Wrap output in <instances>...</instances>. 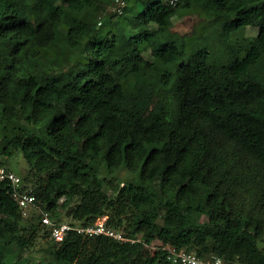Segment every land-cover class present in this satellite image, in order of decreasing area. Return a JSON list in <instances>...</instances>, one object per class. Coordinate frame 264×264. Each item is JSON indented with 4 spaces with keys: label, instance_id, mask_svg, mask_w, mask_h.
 Wrapping results in <instances>:
<instances>
[{
    "label": "trees",
    "instance_id": "1",
    "mask_svg": "<svg viewBox=\"0 0 264 264\" xmlns=\"http://www.w3.org/2000/svg\"><path fill=\"white\" fill-rule=\"evenodd\" d=\"M113 1L0 0V155L35 197L23 215L0 180V264H264V0ZM60 208L127 240L51 238Z\"/></svg>",
    "mask_w": 264,
    "mask_h": 264
},
{
    "label": "built area",
    "instance_id": "2",
    "mask_svg": "<svg viewBox=\"0 0 264 264\" xmlns=\"http://www.w3.org/2000/svg\"><path fill=\"white\" fill-rule=\"evenodd\" d=\"M170 2H174L171 0ZM125 6V0H114L108 7L109 11L121 13ZM100 23V21L98 22ZM0 180H7L12 196L17 202L23 215H26L30 209L35 207V197L21 189V177L14 170L0 163ZM40 211V223L49 228L51 238L61 240L65 234L74 230L81 233L83 237H93L97 235H106L118 241H125L122 229H117L109 226L106 222L107 217L101 216L92 224L82 226L80 224L66 222L62 220H54L50 217L47 211ZM158 247V246H157ZM159 247L166 252V257L171 263L175 264H224L222 258L210 256L205 259L199 258L194 252L184 249H177L170 245L161 244Z\"/></svg>",
    "mask_w": 264,
    "mask_h": 264
},
{
    "label": "rangeland",
    "instance_id": "3",
    "mask_svg": "<svg viewBox=\"0 0 264 264\" xmlns=\"http://www.w3.org/2000/svg\"><path fill=\"white\" fill-rule=\"evenodd\" d=\"M109 7V6H108ZM107 7V9H108ZM197 17H196V13L195 12H188V13H184L182 15L179 16H175L173 18V30L177 31V33L181 34H185V32L189 31L192 28V25L195 23ZM152 33V35L155 37H157V33L153 30L150 31ZM184 55L183 54H175V55H171L167 57L168 61H176L180 58H182ZM232 57L230 56V61L232 62ZM41 73V71H40ZM148 147L150 145H147ZM0 161L3 162V164L9 168H11L12 170H14L17 174H22L27 168H28V164L25 161L22 152L20 150L15 151L13 154L8 155V156H2L0 155ZM119 179L123 182H126L129 179V174L126 171H120L119 173ZM30 186H28V188L30 189ZM61 201V200H60ZM59 201V203H60ZM60 212H61V220L62 221H66V222H70L73 220L71 219L70 216H68L66 214L65 209L60 208ZM31 214L36 215L37 212L36 211H32ZM76 224H79L78 222H74ZM36 246L28 249L25 253H24V257H28L30 259H38L41 257V253L38 250V247L41 245L42 241L37 239L36 241ZM260 246L264 249V243L260 242ZM156 244L152 243V245L150 246L151 249L155 248Z\"/></svg>",
    "mask_w": 264,
    "mask_h": 264
}]
</instances>
